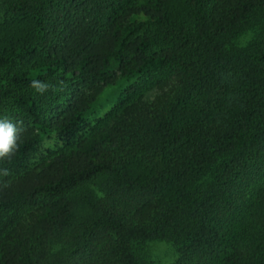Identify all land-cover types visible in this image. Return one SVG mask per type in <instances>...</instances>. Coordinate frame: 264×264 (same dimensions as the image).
Masks as SVG:
<instances>
[{
    "label": "trees",
    "instance_id": "16d2710c",
    "mask_svg": "<svg viewBox=\"0 0 264 264\" xmlns=\"http://www.w3.org/2000/svg\"><path fill=\"white\" fill-rule=\"evenodd\" d=\"M0 13V118L19 130L0 159V264H156L153 241L173 246L168 264H264V0ZM118 79L117 105L91 120ZM48 134L60 145L37 161Z\"/></svg>",
    "mask_w": 264,
    "mask_h": 264
},
{
    "label": "rangeland",
    "instance_id": "374dc122",
    "mask_svg": "<svg viewBox=\"0 0 264 264\" xmlns=\"http://www.w3.org/2000/svg\"><path fill=\"white\" fill-rule=\"evenodd\" d=\"M1 19V13H0ZM129 82H125L122 79H118L116 82L103 87L102 93L95 101L92 107L93 111L90 115L91 120H99L103 118L109 111H111L118 102L119 94L127 87ZM166 84L171 85L170 81L150 82L145 94L149 98H153L157 94L161 93L166 87ZM60 145V141L55 134H48L42 145L41 154L37 161L44 158H48L55 153ZM144 253L147 254L156 264H168L174 258V248L170 243L164 241H153L146 248Z\"/></svg>",
    "mask_w": 264,
    "mask_h": 264
},
{
    "label": "clouds",
    "instance_id": "9594fccd",
    "mask_svg": "<svg viewBox=\"0 0 264 264\" xmlns=\"http://www.w3.org/2000/svg\"><path fill=\"white\" fill-rule=\"evenodd\" d=\"M31 87L43 94L49 87L45 82L33 79ZM18 128L7 117L0 118V159L10 158L17 150ZM9 174L7 169H3V175Z\"/></svg>",
    "mask_w": 264,
    "mask_h": 264
}]
</instances>
